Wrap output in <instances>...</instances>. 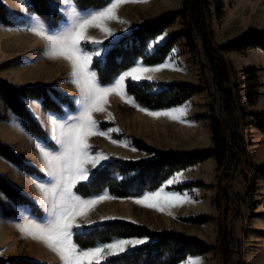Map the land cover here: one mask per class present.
<instances>
[{
	"label": "trees",
	"instance_id": "16d2710c",
	"mask_svg": "<svg viewBox=\"0 0 264 264\" xmlns=\"http://www.w3.org/2000/svg\"><path fill=\"white\" fill-rule=\"evenodd\" d=\"M109 0H75L77 9L88 11L102 9ZM217 20L225 15L224 0H183L181 6L158 19L149 20L132 29L131 34L120 39L108 48L107 54L94 58L91 69L101 85L110 84L121 72L133 67L137 61L147 66H154L165 61L180 38H185L188 48L196 50L194 37L202 42L204 58L215 78V90L219 96L221 116L215 112L208 115H198L196 119H209L212 146L190 151L168 152L147 144L136 138L132 144L140 151L152 154L149 159H113L100 168L92 170L87 181L80 182L75 192L83 198L91 197L106 191L116 198H137L145 193L160 189L167 180L175 174L208 159L216 162V173L219 180L230 177V172L236 165L240 168L246 157L245 141L238 132L239 120L243 126L251 125L264 136V112L246 111L239 100L242 79L247 82L246 103L249 107L256 106L261 83L255 68L243 71V77L233 69L220 52L243 53L251 48L260 49L264 53V30L248 29L236 37L223 43H215L210 31L212 8ZM36 13L48 25L49 29L57 27L65 19L51 10L48 0H30L28 8ZM180 18L185 29L158 44L149 51L150 41L162 35ZM0 22L11 24V15L5 4L0 0ZM235 76L232 83L231 77ZM203 87L189 82L156 83L149 80L140 82L126 81V92L136 104L151 111L167 110L187 103L194 95L203 91ZM21 97L40 100L43 110L56 114L62 113V105L69 106L71 111L76 106L66 94L61 93L50 84H32L16 86L6 79L0 78V99L14 114L19 116L26 130L41 139L50 149L57 145L49 140L43 127L35 120L31 112L21 102ZM238 114V116H237ZM225 119L227 124L224 122ZM110 122H100L102 130L107 129ZM231 129V132H230ZM231 142V145L229 144ZM0 155L18 164L28 174L42 176L32 165L23 162L20 157L6 144L0 142ZM251 174L256 173L264 179V165H250ZM227 173V174H226ZM202 181L190 180L168 187L169 190L182 192L192 188H204ZM0 190L17 204L29 205L35 214L39 213L37 206L24 194L13 188L0 175ZM220 198V194L217 195ZM220 207V203L217 202ZM248 216H252L255 208V196L250 188L247 200ZM264 217V214H263ZM182 221L203 225L212 220V216L197 214L181 218ZM113 238H148L149 243L130 249L119 257H112L107 264H180L188 257L202 256L210 251H219L223 264L232 262V253L228 245L229 234L219 230L217 244H208L202 239L188 236L174 230H154L144 224H138L126 219H114L101 222L86 228L84 232L76 233L73 241L80 248L88 249L99 243L111 241ZM0 264H46L22 257H5L0 255Z\"/></svg>",
	"mask_w": 264,
	"mask_h": 264
},
{
	"label": "rangeland",
	"instance_id": "374dc122",
	"mask_svg": "<svg viewBox=\"0 0 264 264\" xmlns=\"http://www.w3.org/2000/svg\"><path fill=\"white\" fill-rule=\"evenodd\" d=\"M182 2L183 0H156L155 3H152L149 0L148 3L131 4L130 11L127 8L129 4H126L121 7L122 9H119V12L122 11V13H119V16L126 23L110 22L108 25L115 35L106 38L104 33L98 29H90L88 36L95 40L103 41V43L101 45H94L91 42H84L82 47L88 52H92L97 47L108 49L120 39L129 36L133 28L149 20L158 19L160 16L178 9ZM123 7H125L124 10ZM224 7L225 15L220 21L217 20L213 7L211 8L212 18L210 21V31L215 43H223L231 40L248 29H264V0H224ZM152 8H157L156 15L150 14ZM94 10L97 9L81 12L87 13ZM55 12L59 13L66 20L67 14L65 12L59 10ZM184 29L183 21L180 18H176L171 27L163 33L166 35V38L158 44L163 43L175 33ZM194 40L197 51H191L188 48L185 38H180L177 45L172 49L163 63L149 66H168L163 71L152 74L153 79L149 81L156 83L189 82L193 85L203 87L204 90L201 93L194 95L192 100L180 106L188 108L187 115L183 118L184 122L173 121L167 117H161L159 119L153 118L146 115L145 112L138 110L136 107H133L130 103L124 102L120 96L112 94L109 97L106 110L102 113H94V119L98 123L110 122L111 125L105 131L111 134V139L118 140L120 145H127V147L113 144L109 139L102 136L91 137L89 143L93 152H103L110 157L108 161L102 162V166L113 159L151 158L153 156L152 154L140 151L133 146L132 142L136 138L144 140L147 144L157 149L168 152L190 151L196 148L204 149L212 146L210 144L211 133L209 119H196L195 117L198 115L209 116L212 111L219 115L221 113L219 96L213 86L212 74L203 56L202 46L198 44V37H194ZM155 41L156 39L150 42L155 43ZM158 44H155V46ZM153 49L149 47V51ZM220 55L226 61H229L233 69L242 77L243 71L246 69L255 68L257 70L256 74L258 75V81L261 83V87L259 88L260 97L256 106H247V82L243 79L238 82L240 87L239 100L245 106L247 112H264V79L261 80L258 74L263 70V66L261 67L259 64L263 53L259 49L251 48L243 53L220 52ZM68 65L72 69L70 62H68ZM72 79L71 75L68 76L65 83H70L68 86L70 96L74 104L77 105L80 92L72 82ZM113 81L107 85H111ZM231 81L232 83L235 82V76L231 77ZM127 96L130 100H133L129 95ZM109 113H111V117ZM113 129H119V131L115 132ZM237 130L245 141L247 153L243 159L244 163L240 168L235 166L234 169L227 172L231 174L230 177H224L225 174H222L223 178L219 180L215 167L214 181H208L210 176L206 173L207 169L205 168V164H201V166L198 164L179 172L183 173L182 178L178 182L165 187V191L167 192L187 194L191 197L192 203L185 204L183 207L173 208L171 209L172 214L168 215L137 205L133 202L136 198L121 199L115 197L116 199L99 203L95 210L90 212L89 219L95 221V223L82 224L81 229L73 230L74 233L84 232L86 228L107 221L101 220V217L105 216L144 224L154 230H174L182 232L185 235L197 237L212 245L217 244L219 230L224 229L229 234L228 245L232 253V262L230 264H264V187H259L258 174H251L250 170V165H264V151L258 152V150H261L259 145L264 144V138L259 137L257 139V129L251 125L243 126L240 120ZM51 134L47 129L48 137L49 135L52 136ZM53 142L55 143L56 141L53 140ZM92 170L94 169H91V172ZM179 173L170 179L177 177ZM47 178L50 183V177L48 175ZM196 179L197 181L205 183L206 186L204 188H192L182 192L168 189V187L178 183ZM166 182L163 186L166 185ZM250 188L253 190L255 196V208L252 216H248L247 207ZM218 194H220V198L217 197ZM98 195L110 194L104 191L88 198ZM217 202L220 203V207L217 206ZM47 214L49 216L48 212ZM197 214L210 215L212 216V220L203 225L189 224L181 220L182 217ZM195 257L201 259L203 264H223L222 256L218 250ZM185 261L180 264H185ZM46 264H62L60 258L48 247Z\"/></svg>",
	"mask_w": 264,
	"mask_h": 264
},
{
	"label": "snow or ice",
	"instance_id": "6c2138e0",
	"mask_svg": "<svg viewBox=\"0 0 264 264\" xmlns=\"http://www.w3.org/2000/svg\"><path fill=\"white\" fill-rule=\"evenodd\" d=\"M148 2L149 0H109V3L102 9L82 13L77 9L75 0H49V6L54 12L59 10L67 14L63 30L57 35L51 34L38 17H32L29 14L35 24L28 31L46 41L49 58L64 59L70 62L72 82L80 92V98L77 100L78 113L71 117L70 122L54 114L49 115V123L52 127L51 138L58 145L56 150H49L34 138L29 137L40 152L46 165L47 175L50 177L49 184L34 181V186L42 194V201L49 205L46 209L49 217L44 223L32 220L17 225L22 235L45 244L60 258L62 264H107L110 258L119 257L129 252L130 249H136L149 243L148 238H113L111 241L92 248L83 249L73 241V236L76 234L74 229H81L82 224L95 223L89 219V214L99 203L116 199L110 195L83 198L74 191L80 182L89 179L92 175L91 169L102 166V162L110 159L103 152H93L89 143L90 138L102 136L113 144L127 147V145H120L118 140L111 139L109 132L99 128L98 121L94 119V113L104 112L109 103V97L116 94L124 102L130 103L133 107L156 119L167 117L173 121L184 122L183 118L187 115V107L167 111H148L127 96V79L130 78L132 82L151 80L153 79L152 74L163 71L165 67H168L167 65L149 67L143 66L142 62L138 61L135 66L120 74L111 85H101L90 65L94 57L105 56L108 49L97 47L92 52H88L82 47L84 42H91L94 45L103 43V41L88 36L90 29H98L104 33L106 38L115 35L108 25L110 22L126 23L119 16V9L122 6ZM17 6L26 13L30 0H17ZM0 29H3V25H0ZM165 38L166 35L162 34L156 38L155 43L150 42L149 47L154 48L155 44ZM34 103L39 107L38 101ZM109 116L111 117V113ZM15 126L21 133H24V128L19 123ZM113 131L118 132L119 129H113ZM182 176L183 173H179L177 177L168 180L165 186L154 192L145 193L133 202L161 214L171 215V209L193 202L187 194L165 191V187L178 182ZM0 199H7V197L0 193ZM114 219L116 217H101V220ZM185 264H203V261L190 257L186 259Z\"/></svg>",
	"mask_w": 264,
	"mask_h": 264
},
{
	"label": "crops",
	"instance_id": "0c3cea01",
	"mask_svg": "<svg viewBox=\"0 0 264 264\" xmlns=\"http://www.w3.org/2000/svg\"><path fill=\"white\" fill-rule=\"evenodd\" d=\"M1 1L9 11L12 22L9 25H4L0 22V25H3V29H0V78L6 79L16 86L51 84L61 93L71 97L68 88L70 83H65L67 77L72 72L68 61L49 58L46 41L28 31L35 24L34 19H30L29 14L32 17H38L53 35H57L63 30L65 21L60 22L55 29L51 30L48 28L47 23L36 13L30 12L29 10L26 13L22 12L17 6V0ZM150 1L155 3L156 0ZM128 6V11H130L132 7L131 3ZM155 7L157 6L155 5ZM124 9L125 7H123ZM156 11L157 8H152L150 14L156 15ZM119 13H122V11ZM259 51L262 52L260 49ZM259 64L261 67L263 66V70L258 73L262 80L264 79V53ZM192 99L193 97L190 100ZM20 100L31 112L35 120L43 127L46 134L47 129L52 133V127L49 123L50 114H54L56 117L70 122L71 117L78 113L77 105H75L76 110L71 111L69 106L64 104L62 105V113L56 114L50 111H44L40 100L27 97H21ZM37 101L39 102V107L34 103ZM16 123H19L24 128V133L26 134L21 133L17 129L15 126ZM256 134L257 139L259 137L264 138L259 132ZM29 137L34 138L35 141L40 142L49 150H56L48 148L41 139L29 133L24 126L23 120L4 105L0 99V142L8 145L23 162L34 166L42 174V176L28 174L20 165L0 155V175L13 188L32 200L39 209V213L35 214L29 205L17 204L0 190V193H3L7 197V199H0V253H2L1 256L5 257H22L47 263V247L45 244L38 240L26 238L17 227L18 224L28 223L32 220L44 223L46 218L49 217L46 210L47 205L42 201V194L34 186V181L49 184L47 169L40 152L33 143V140ZM48 138L52 141L54 140L50 135ZM210 144L212 145V141ZM259 148L261 150H258V152L264 151V144L259 145ZM201 164H205V168L207 169L206 173L210 176L208 181H214L215 160L211 158L199 163L200 166ZM258 182L259 187L263 188L264 179L259 175Z\"/></svg>",
	"mask_w": 264,
	"mask_h": 264
},
{
	"label": "water",
	"instance_id": "95a60500",
	"mask_svg": "<svg viewBox=\"0 0 264 264\" xmlns=\"http://www.w3.org/2000/svg\"><path fill=\"white\" fill-rule=\"evenodd\" d=\"M198 44H199V46H202V42H201V40L198 38ZM204 56V55H203ZM208 69L210 70V67L208 66ZM211 72V71H210ZM211 74H212V72H211ZM212 83H213V86L215 87L216 85H215V78H214V76H213V74H212ZM219 116H221V113H219ZM224 120V122L227 124V121L225 120V119H223ZM230 145H231V142L229 143ZM236 167L238 166V159L236 160V165H235Z\"/></svg>",
	"mask_w": 264,
	"mask_h": 264
}]
</instances>
